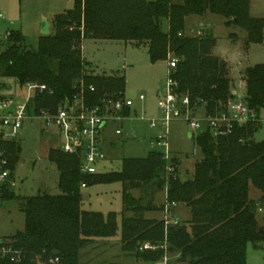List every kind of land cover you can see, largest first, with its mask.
<instances>
[{
	"label": "trees",
	"instance_id": "1",
	"mask_svg": "<svg viewBox=\"0 0 264 264\" xmlns=\"http://www.w3.org/2000/svg\"><path fill=\"white\" fill-rule=\"evenodd\" d=\"M74 1L73 8L55 15L54 31L40 36L36 48L27 45L21 32L12 31L0 53L3 78H14L21 87L28 82L46 86L34 94L36 114L56 115L77 94H83L87 106L102 111H111L107 100L125 98L124 74H98L89 68L82 51L86 39L146 46L152 62L177 59L168 75L177 84L178 96L188 95L192 106L211 114L225 111L236 97L237 84L227 62L213 54L210 31L186 34L187 17L223 15L227 25L246 31L247 46L264 36V18L251 16L250 0ZM245 88L248 105L260 116L263 64L245 70ZM128 113L125 107L122 114ZM261 124V120L234 124L228 134L218 136L211 131L193 134L202 157L188 179L180 176L178 155L151 152L143 158H124L119 171L84 174L77 153L50 149L48 158L59 171L61 193L24 198L25 227L10 241L21 255L14 261L0 259V264H121V255L108 259L113 245H120L126 257L151 264L164 258L168 264H247L248 244H264V218L263 223L258 218L264 200V140L255 139ZM11 152L15 168L17 141ZM112 182L123 184L121 234L114 242L109 239L118 234L117 214L82 208L83 184ZM252 187L260 191L259 198L251 197ZM15 197L14 192H5L6 200ZM167 204L168 221L147 215L164 212ZM181 207L189 210L187 221L177 217ZM55 258L59 261L51 262Z\"/></svg>",
	"mask_w": 264,
	"mask_h": 264
},
{
	"label": "rangeland",
	"instance_id": "2",
	"mask_svg": "<svg viewBox=\"0 0 264 264\" xmlns=\"http://www.w3.org/2000/svg\"><path fill=\"white\" fill-rule=\"evenodd\" d=\"M74 5V0H0V11L6 18L0 22V33L4 34L8 29L19 31L26 37L27 45L36 48L40 36L54 31L55 15L73 8ZM250 14L264 18V0H250ZM226 22L227 19L223 15L210 12L189 15L186 19V34L201 36L207 30L211 32L214 40L213 54L227 62L233 84L239 83L236 94L245 98V70L257 64L264 65V36L261 42H250L247 46L246 31L240 25L229 26ZM164 29H167V22H164ZM83 45V55L89 63V68L96 73L110 74L119 71L124 74L125 98L133 101L130 114H123L122 120L109 119L102 129L105 160L97 166L99 173L119 171L124 158H143L151 152H161L169 156L178 155L182 162L181 178H191L194 164L202 157V151L186 120H172L168 128L163 124L165 115L158 104L169 90V61L152 62L148 47L124 41L86 39ZM2 81L10 85L11 89H3L0 94L3 97H15L17 102L23 104L27 97L24 86L21 87L14 78H2ZM142 94L145 95L144 100L139 98ZM262 111L260 117L263 123L255 134V139L259 141L264 140V109ZM202 114L203 110H200L196 117ZM153 122L155 127L151 126ZM117 128L122 130L121 134L116 133ZM167 131L168 147L157 140ZM199 132L200 130L196 131L195 135ZM17 143L20 152L15 164V184L11 188L16 197L6 200L0 206V237L7 241H11L12 236L24 230V198L42 193H61L58 186L59 171L48 158L50 149H60L61 137L58 129L54 125H48L41 117L28 118ZM83 192L87 198L83 200L82 208L104 214L115 212L118 216V232H121L123 184H93L84 188ZM251 197L259 198L260 191L252 187ZM163 198L164 194H160L158 202H162ZM261 208L258 218L263 223L264 200ZM178 213L181 221H187L190 217L187 208L181 207ZM119 235L120 233L109 241H116ZM107 253L108 259L111 255L116 259L124 252L121 251L120 245H113L108 248ZM123 256L127 255L124 253ZM169 259H173L172 256ZM121 264L151 263L125 257L121 259ZM247 264H264V244H248Z\"/></svg>",
	"mask_w": 264,
	"mask_h": 264
},
{
	"label": "built area",
	"instance_id": "3",
	"mask_svg": "<svg viewBox=\"0 0 264 264\" xmlns=\"http://www.w3.org/2000/svg\"><path fill=\"white\" fill-rule=\"evenodd\" d=\"M5 15L0 11V22L5 21ZM12 30H7L4 34L0 33V53L10 38ZM177 59L169 60V68L176 67ZM169 90L164 99L159 101V107L164 112L163 124L168 128L172 120H186L191 127L192 134L196 131H211L214 136L228 134L234 124L243 125L253 120H261L259 114L247 103V100L238 96L234 92L235 98L231 100L225 111L215 114L208 113L202 107L191 105L188 95L178 96L176 92V82L173 77L168 75ZM0 71V92L3 89H11L2 81ZM46 86L38 83L28 82L24 85L27 97L23 104L17 102L15 97H3L0 94V206L6 201L5 192L11 191L15 184V168L11 164V145L19 138L24 122L31 117H41L48 125H54L60 134V149L67 153H77L81 158V171L84 174H97L98 164L105 160V152L102 143V129L109 119L122 120L124 115L122 110L133 105L132 100L118 99L107 100L110 109L102 111L100 107H89L86 105L83 94L75 95L74 99L58 109L56 115L43 111L36 114L32 107V100L37 90H43ZM94 89V88H92ZM140 100L145 99V95H140ZM33 108V109H32ZM203 110L200 117L196 114ZM155 127V123L151 124ZM199 132V133H200ZM117 134L122 130L117 129ZM165 146H169L168 131L160 135L157 139ZM167 156H169L167 154ZM82 187H86L83 184ZM174 205H176L174 203ZM168 204L164 210L165 219L169 220ZM262 211V208L259 209ZM148 247V246H147ZM21 252L15 249L10 241L0 237V259L10 258L12 261L18 259ZM55 258L51 262H58ZM154 264H168V259L164 258Z\"/></svg>",
	"mask_w": 264,
	"mask_h": 264
},
{
	"label": "crops",
	"instance_id": "4",
	"mask_svg": "<svg viewBox=\"0 0 264 264\" xmlns=\"http://www.w3.org/2000/svg\"><path fill=\"white\" fill-rule=\"evenodd\" d=\"M83 50H84V45H83ZM236 87H239V83H237V86ZM236 90V88H234L233 89V91L234 92H236L235 91ZM130 109L131 108H129V113L128 114H130ZM263 114V111H261V113H260V115H262ZM263 123V122H262ZM262 125V124H261ZM118 129V128H117ZM116 129V130H117ZM192 134V133H191ZM192 136H193V134H192ZM104 149V148H103ZM193 174H194V171H193ZM193 174H192V176H193ZM88 186H86V187H82V190L84 189V188H87ZM135 194H136V192H134ZM84 195H86V194H84ZM87 196V195H86ZM147 215H149V216H153V217H160V218H165V213L164 212H151V213H148ZM177 217H179V219H180V214H178V216ZM118 233H120L121 234V232H118ZM120 240V235H119V237L117 236V239H116V241H119ZM121 255V256H120ZM119 256H120V262H121V259H124L126 256H123V254H119ZM111 258H112V255H111Z\"/></svg>",
	"mask_w": 264,
	"mask_h": 264
},
{
	"label": "water",
	"instance_id": "5",
	"mask_svg": "<svg viewBox=\"0 0 264 264\" xmlns=\"http://www.w3.org/2000/svg\"><path fill=\"white\" fill-rule=\"evenodd\" d=\"M46 134H49V132H46ZM83 198L85 199V198H87V196H86V195H84V196H83Z\"/></svg>",
	"mask_w": 264,
	"mask_h": 264
}]
</instances>
